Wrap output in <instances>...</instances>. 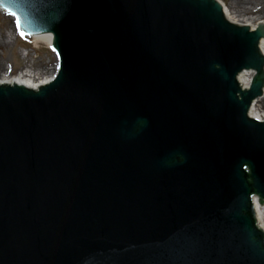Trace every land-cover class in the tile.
Wrapping results in <instances>:
<instances>
[{"label":"water","instance_id":"water-1","mask_svg":"<svg viewBox=\"0 0 264 264\" xmlns=\"http://www.w3.org/2000/svg\"><path fill=\"white\" fill-rule=\"evenodd\" d=\"M0 8L58 59L0 83V264H264L263 21L218 0Z\"/></svg>","mask_w":264,"mask_h":264},{"label":"bare ground","instance_id":"bare-ground-1","mask_svg":"<svg viewBox=\"0 0 264 264\" xmlns=\"http://www.w3.org/2000/svg\"><path fill=\"white\" fill-rule=\"evenodd\" d=\"M230 7H224V13L226 18L230 19L231 21L240 24H248L244 22L242 19H236L235 16H244V15H251L254 14L255 16L262 14L264 11V0H233ZM2 13L10 16L12 18V22L14 21V17L11 16L7 11L2 10ZM234 14V16H232ZM264 22V18H259L258 22ZM257 22V23H258ZM249 25V24H248ZM250 26V25H249ZM15 27V25H14ZM252 27V25H251ZM34 41L42 40L48 46H50L51 42V35L50 34H39L31 36ZM4 44L3 39L0 40V45ZM259 48L264 55V37L262 38ZM56 64L52 65L49 68H46V71H31L28 69L27 65H24L21 69L18 70V73L12 75V73L6 71L5 68L1 67L0 65V83H20L28 87L36 88L43 83H47L55 73ZM252 72L249 70H243L238 75V81L242 86L248 87L251 81ZM264 88L260 97L256 98L255 101L252 103V107L250 109V116L256 117L257 119L264 120ZM255 207V215L257 218V223L259 228L264 231V205H258L256 202L254 204Z\"/></svg>","mask_w":264,"mask_h":264},{"label":"rangeland","instance_id":"rangeland-1","mask_svg":"<svg viewBox=\"0 0 264 264\" xmlns=\"http://www.w3.org/2000/svg\"><path fill=\"white\" fill-rule=\"evenodd\" d=\"M226 7L233 0H219ZM234 16V14H232ZM236 19H242L250 26H254L259 18H264L262 14L255 16L244 15L235 16ZM15 20L0 11V40L3 39L4 44L0 45V65L12 75L18 73L24 65H27L31 71H46V68L57 64L56 54L44 41H34L31 37L24 36L19 28L15 25ZM264 96H262L263 98Z\"/></svg>","mask_w":264,"mask_h":264}]
</instances>
